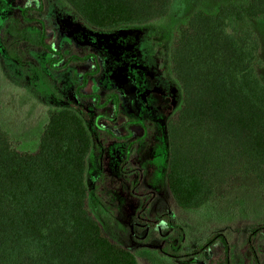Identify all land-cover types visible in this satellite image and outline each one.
Listing matches in <instances>:
<instances>
[{
    "label": "trees",
    "instance_id": "obj_1",
    "mask_svg": "<svg viewBox=\"0 0 264 264\" xmlns=\"http://www.w3.org/2000/svg\"><path fill=\"white\" fill-rule=\"evenodd\" d=\"M33 1L23 0L18 15L5 21L11 41L0 44L4 55L25 65L19 48L28 45L42 51L50 70L75 72L77 63L90 62L93 71L73 73L72 94L90 99L96 111L88 120L76 102L50 105L32 152L16 149L0 126V264H138L134 253L115 244L87 208L93 151L103 141L121 139L97 123L98 111L107 105L115 118L120 115L123 84L114 69L111 87L101 92L97 78H106L111 64L105 58L103 73L97 53L112 39L136 36L137 29L164 19L172 0H51L61 11L51 20L62 44L91 47L82 56L66 57L46 40V20L38 15L50 0L28 6ZM259 18L264 19V0L219 3L213 13L197 9L168 44L166 73L180 93V105L164 125L165 183L183 210L203 209L218 188L236 178L250 179L264 197V84L255 71L261 65V46L252 30L237 28ZM34 65L37 81L51 87L48 74ZM88 82L90 91L84 93ZM137 124L146 134L144 122ZM142 136L126 142L124 162ZM258 234L264 236V225L250 226L244 245L255 264H260L253 245ZM217 240L222 255L215 264H230L222 234H213L201 249Z\"/></svg>",
    "mask_w": 264,
    "mask_h": 264
},
{
    "label": "rangeland",
    "instance_id": "obj_2",
    "mask_svg": "<svg viewBox=\"0 0 264 264\" xmlns=\"http://www.w3.org/2000/svg\"><path fill=\"white\" fill-rule=\"evenodd\" d=\"M242 1L172 0L164 19L136 30L140 39L132 33L118 36L103 44L97 53L103 73L107 69L105 58L111 64L106 78L102 75L97 78L101 92L111 87L112 70L119 69L123 80L119 89L120 115L115 118L113 107L107 105L98 111L101 115L97 123L101 128H111L121 139L117 143L103 141L93 151L86 182L87 208L115 244L134 253L138 264H215L222 255L221 243L217 240L201 249L204 241L215 233L222 234L229 244L230 264H255L245 250V237L250 226L264 225V197L250 179L236 178L228 186L218 188L203 209L194 211L179 208L165 183L164 125L180 105V93L166 73L168 44L177 27L194 10L213 13L219 3ZM22 3L23 0H0V44L11 41L4 31L5 21L18 15ZM27 4L39 7L35 0ZM57 13L61 14L60 8L50 0L44 13L38 14L40 18L43 14L46 20V40L64 57L89 52L91 47L87 45L62 44L51 20ZM237 28H248L259 39L261 65L255 71L264 84V19L249 20ZM1 46L0 126L16 149L25 152L36 149L39 132L47 121L46 111L52 104L76 102L75 108L86 119L94 117L93 102L74 97L71 84L73 73L78 76L93 71L90 62L77 63L72 67L75 72L50 70L42 51L21 45L19 50L26 64L17 65L4 55ZM34 64L48 74L51 87L37 81ZM112 77L116 79L115 74ZM16 87L25 89L19 92ZM89 88L88 82L82 92H89ZM139 121L147 127L146 134H142ZM127 134L129 139L123 137ZM141 136L143 139L130 150V159L124 162L126 142ZM119 167L124 173L119 172ZM253 245L260 264H264L263 234L253 238Z\"/></svg>",
    "mask_w": 264,
    "mask_h": 264
}]
</instances>
